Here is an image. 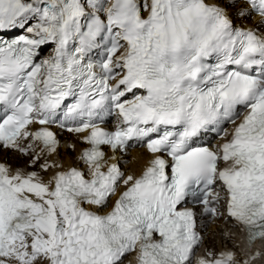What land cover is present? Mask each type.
I'll return each mask as SVG.
<instances>
[{
	"label": "snow or ice",
	"instance_id": "1",
	"mask_svg": "<svg viewBox=\"0 0 264 264\" xmlns=\"http://www.w3.org/2000/svg\"><path fill=\"white\" fill-rule=\"evenodd\" d=\"M54 124L88 145L83 166L57 158ZM134 145L150 154L139 173ZM9 151L26 162L0 160V264H254L264 0H0ZM205 216L242 228L249 251L197 256Z\"/></svg>",
	"mask_w": 264,
	"mask_h": 264
},
{
	"label": "bare ground",
	"instance_id": "2",
	"mask_svg": "<svg viewBox=\"0 0 264 264\" xmlns=\"http://www.w3.org/2000/svg\"><path fill=\"white\" fill-rule=\"evenodd\" d=\"M253 19H255V17ZM59 137L61 140V147L60 155L57 158L60 159L66 167L83 166L78 158L80 152L83 150L84 147H86V145L81 142L77 135L71 133L64 132L60 134ZM69 144H74L75 148L69 150L67 148ZM5 157H7V162L13 166L23 165L26 162V158L22 157L17 152H0V160H4ZM127 157L128 162H130V164H128L129 170L132 172L139 173L142 167L146 165L148 159L150 158V154H148L142 146H133L129 149ZM214 220L216 221V224L213 222L206 223V230L203 234L205 236V242L207 244H202L200 246L199 250H202V253L206 248H233V245H239V247L244 251H249L245 235L239 227H237L232 221L222 216H216L214 217L213 221ZM221 222L224 223V227L220 226L221 224L219 223ZM214 229L216 230V233L215 235H212L211 233ZM228 233H231V241L233 242H229L227 239H225V236ZM256 248L264 249V242H262L261 245H258L257 247L256 245L251 246V251L254 252ZM254 264H264V255L257 258V260L254 261Z\"/></svg>",
	"mask_w": 264,
	"mask_h": 264
},
{
	"label": "rangeland",
	"instance_id": "3",
	"mask_svg": "<svg viewBox=\"0 0 264 264\" xmlns=\"http://www.w3.org/2000/svg\"><path fill=\"white\" fill-rule=\"evenodd\" d=\"M213 223H215V224H216V221L214 220V221H213ZM219 224H221V225H220L221 227H224V223H223V222H221V223H219ZM208 225H209V224H208ZM215 233H216V230L214 229V230L212 231V233H211V234H212V235H215ZM231 242H233V241H231ZM206 244H207V243H206V242H204V245H206Z\"/></svg>",
	"mask_w": 264,
	"mask_h": 264
}]
</instances>
